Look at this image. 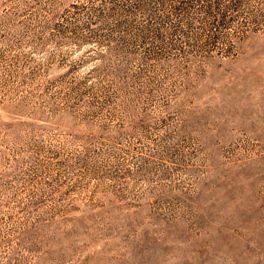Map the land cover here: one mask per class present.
Wrapping results in <instances>:
<instances>
[{"label": "rangeland", "instance_id": "374dc122", "mask_svg": "<svg viewBox=\"0 0 264 264\" xmlns=\"http://www.w3.org/2000/svg\"><path fill=\"white\" fill-rule=\"evenodd\" d=\"M0 264H264V0H0Z\"/></svg>", "mask_w": 264, "mask_h": 264}]
</instances>
